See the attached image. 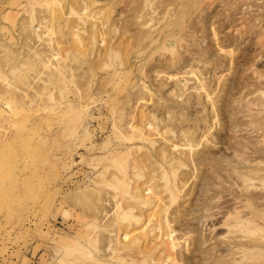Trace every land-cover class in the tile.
<instances>
[{"label": "rangeland", "instance_id": "rangeland-1", "mask_svg": "<svg viewBox=\"0 0 264 264\" xmlns=\"http://www.w3.org/2000/svg\"><path fill=\"white\" fill-rule=\"evenodd\" d=\"M0 264H264V0H0Z\"/></svg>", "mask_w": 264, "mask_h": 264}]
</instances>
